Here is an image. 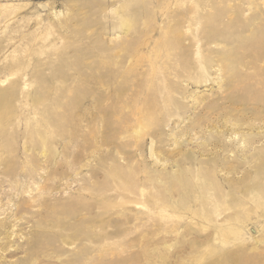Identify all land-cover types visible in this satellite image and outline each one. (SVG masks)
<instances>
[{"label": "rangeland", "instance_id": "obj_1", "mask_svg": "<svg viewBox=\"0 0 264 264\" xmlns=\"http://www.w3.org/2000/svg\"><path fill=\"white\" fill-rule=\"evenodd\" d=\"M0 264H264V0H0Z\"/></svg>", "mask_w": 264, "mask_h": 264}, {"label": "bare ground", "instance_id": "obj_2", "mask_svg": "<svg viewBox=\"0 0 264 264\" xmlns=\"http://www.w3.org/2000/svg\"><path fill=\"white\" fill-rule=\"evenodd\" d=\"M151 82V81H150ZM154 83V82H153ZM151 84V83H150ZM151 106V105H150ZM147 111V110H146Z\"/></svg>", "mask_w": 264, "mask_h": 264}]
</instances>
